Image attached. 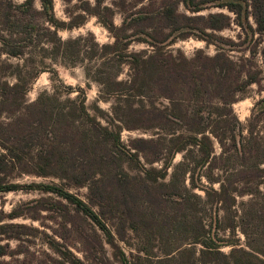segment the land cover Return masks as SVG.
I'll return each mask as SVG.
<instances>
[{"label":"trees","instance_id":"trees-1","mask_svg":"<svg viewBox=\"0 0 264 264\" xmlns=\"http://www.w3.org/2000/svg\"><path fill=\"white\" fill-rule=\"evenodd\" d=\"M104 1L96 0L99 7ZM41 2L57 36L68 25L56 18L54 0ZM179 3L192 15L180 14ZM210 6L234 12L241 26L252 15L264 35V0H164L158 11L163 29L158 33L138 29L156 19L148 11L125 18L122 27L104 21L115 40L100 47V68L87 75L100 84L104 97L115 98L112 112L97 107L99 115L91 113L81 87L45 92L28 102L29 80L22 75L14 84L0 80L2 110L10 116L0 121V194L26 188L63 198L92 221L103 258L107 260L106 242L120 264H134L119 241L126 242L128 228L136 230L142 224L148 229L158 226L167 235L162 263L264 264V249L252 247L244 225L248 213L254 224H262L264 206L251 202L248 210L242 200L247 195L257 199L264 183V125L259 130L264 108L257 109L246 126L234 109L241 94L259 83L260 71H246L245 64L224 51L209 55L199 49L188 57L167 49L177 33L187 37L197 30L200 39L212 43L215 34L208 30L230 26L225 13L199 14ZM95 14L100 16L99 11ZM30 15H35L34 0L21 5L0 0V23L8 32L0 35V42L7 55L23 57L26 48L40 40L37 25L26 19ZM134 26L139 27L127 33ZM133 42L153 49L130 50ZM70 43L60 38L55 50L67 53ZM125 65L130 75L121 79ZM75 91L78 94L71 97ZM263 103L264 98L257 106ZM126 128L156 133L127 143L122 137ZM179 154L183 159L175 164ZM24 176L54 180L16 181ZM84 188L86 198L73 192ZM20 216L14 212L8 218ZM260 224L254 225L257 233ZM14 226L0 219V258L15 255L8 242L18 238L9 231ZM240 231L249 238L247 245ZM136 251L129 254L140 260L146 249ZM68 254L71 264H86L71 251Z\"/></svg>","mask_w":264,"mask_h":264},{"label":"rangeland","instance_id":"rangeland-1","mask_svg":"<svg viewBox=\"0 0 264 264\" xmlns=\"http://www.w3.org/2000/svg\"><path fill=\"white\" fill-rule=\"evenodd\" d=\"M13 1L15 4L21 5L27 0ZM162 1L164 0H105L99 7L96 0H54L56 18L68 25L66 28H61L56 36L55 27L44 14L41 0H34L35 15H30L26 19H32L33 23L37 25L40 40L27 47L23 57L7 55L2 51L3 45L0 42V80L14 84L17 81V75H22L29 80L30 90L26 95L28 102L35 101L40 94L45 92L54 93L57 89L65 92L68 86L75 89L81 87L87 93V105L91 113L99 115L97 107L106 113L112 112V107L116 104L115 98L104 97L101 94L100 84L87 75V71L94 72L100 68V47L104 44H112L115 40L104 21L112 20L117 27H122L125 18L137 16L139 10L148 11L153 13L156 19L153 22H144L140 27L128 28L127 33H132L137 27L151 33H158L163 29L162 19L158 16ZM210 7L199 14L225 13L231 18L230 26L222 31L208 30L215 34V37L211 38L212 43L200 39L197 36L199 35L197 30H191V34H188L187 37L177 33L175 42L167 46V49L174 53L181 50L188 57L194 56L199 49L209 55L224 51L238 64H245L246 71H250L249 69L259 70V83L250 85L241 94V99L234 104L239 119L246 126L253 114L258 113L257 109L264 108V103L257 106V102L264 98V35L258 31L257 23L252 15L248 20H244L241 26L234 12L227 8ZM250 10L252 11V8ZM97 11L100 12V16L95 14ZM178 12L192 15L182 3L178 5ZM6 31L3 23H0V35H8ZM60 38L71 42V50L67 53L63 54L55 50ZM151 49L153 48L146 43L133 42L130 46V50L134 51H150ZM129 75V67L123 66L120 78L127 79ZM77 94L75 91L71 97H75ZM159 101L169 105V101L166 99ZM2 106L3 99L0 96V121H8L10 116L7 112H3ZM101 120L105 122L103 118ZM261 120H264V115ZM263 125V122L259 123V130H262ZM154 133L156 132L151 130L126 128L122 137L128 143L132 138H151ZM245 135L249 142L250 134L247 130ZM262 136L264 137L263 133ZM217 150H220L218 146ZM182 159L183 155L179 154L174 163L176 164ZM52 180L54 179L24 176L16 181L21 184H31ZM260 191L257 199H252V195H247L242 199L248 203L246 205L248 210L253 205L251 202L264 206V183L261 184ZM73 192L86 198L87 189L85 188L74 189ZM198 192L203 194L201 191ZM14 212L20 213L21 216L13 220L9 219V215ZM0 219H3V223H15L17 226L10 228L9 231L14 232L18 237L8 241L15 255L0 258V264H71L73 258L68 254V251H71L86 264H120L114 259L113 250L106 242L104 247L107 260L103 258L102 253L100 254L101 248L96 245L97 237L96 232L92 229L94 225L90 223L91 220L88 222L84 215L76 212L71 204L55 194L26 188L1 193ZM252 219L248 213L244 220V225L248 226L251 234L250 243L252 247L264 249V222L260 224L261 222L257 221L254 224ZM257 224H260V228H257L258 233L256 227L254 229V225ZM95 229L105 240L103 232L98 227ZM253 231L256 232L254 236H252ZM239 233L243 244L247 245L249 238L244 236L241 231ZM163 238L166 239L167 235L158 226L148 229L142 224L136 230L128 228L126 242L119 241V244L134 264H167L161 262L166 251L165 244L162 242ZM145 249L146 252L140 253V260L129 254V251L137 254L136 250L145 251ZM148 249L149 251H147ZM224 250L228 252L230 248L227 247Z\"/></svg>","mask_w":264,"mask_h":264}]
</instances>
